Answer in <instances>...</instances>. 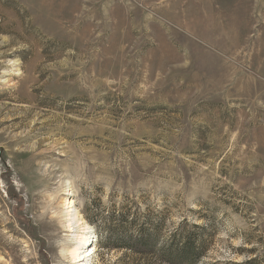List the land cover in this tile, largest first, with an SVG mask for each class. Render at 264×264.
<instances>
[{
  "label": "rangeland",
  "instance_id": "obj_1",
  "mask_svg": "<svg viewBox=\"0 0 264 264\" xmlns=\"http://www.w3.org/2000/svg\"><path fill=\"white\" fill-rule=\"evenodd\" d=\"M67 192L88 264L180 222L264 264V0H0V264H71Z\"/></svg>",
  "mask_w": 264,
  "mask_h": 264
},
{
  "label": "trees",
  "instance_id": "obj_2",
  "mask_svg": "<svg viewBox=\"0 0 264 264\" xmlns=\"http://www.w3.org/2000/svg\"><path fill=\"white\" fill-rule=\"evenodd\" d=\"M115 212L117 213L115 214ZM113 213L112 215L116 216L118 221L127 226L134 225L137 219L125 206ZM205 231L206 228L198 224L187 225L185 222H180L168 231L165 241L158 246L156 230L152 228V231L149 232L142 226L137 227L135 234H131L121 241H112L111 234H107L105 240L115 249L137 254L140 257L137 260L144 262L138 264H195L207 247L203 237ZM151 260L154 261L150 263Z\"/></svg>",
  "mask_w": 264,
  "mask_h": 264
},
{
  "label": "bare ground",
  "instance_id": "obj_3",
  "mask_svg": "<svg viewBox=\"0 0 264 264\" xmlns=\"http://www.w3.org/2000/svg\"><path fill=\"white\" fill-rule=\"evenodd\" d=\"M68 185L69 184H67V187ZM68 191H70V189H68ZM61 203L65 206L64 216L67 222V231L72 233V240L76 241L74 246L69 249H64V251L68 255L67 257L71 264H88L90 254L94 248L92 246V228L85 221L84 217L81 216L77 207H75L73 200H71V193L67 192L66 197L61 200ZM90 241L91 244L88 245ZM0 260H3L1 255Z\"/></svg>",
  "mask_w": 264,
  "mask_h": 264
}]
</instances>
